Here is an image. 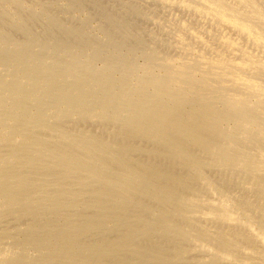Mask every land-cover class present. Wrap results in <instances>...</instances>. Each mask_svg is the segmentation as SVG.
I'll return each mask as SVG.
<instances>
[{
  "label": "bare ground",
  "instance_id": "bare-ground-1",
  "mask_svg": "<svg viewBox=\"0 0 264 264\" xmlns=\"http://www.w3.org/2000/svg\"><path fill=\"white\" fill-rule=\"evenodd\" d=\"M90 1L0 0V264H264V0Z\"/></svg>",
  "mask_w": 264,
  "mask_h": 264
},
{
  "label": "rangeland",
  "instance_id": "rangeland-1",
  "mask_svg": "<svg viewBox=\"0 0 264 264\" xmlns=\"http://www.w3.org/2000/svg\"><path fill=\"white\" fill-rule=\"evenodd\" d=\"M41 1V0H40ZM45 1V0H44ZM90 1V0H89ZM88 0H84V2H85V4H86V8H87V10L91 13V14H93L94 15V17H98V23L100 22H102L101 21V18H100V16H99V14H97V13H95V11H93V9L95 10V8L93 7V4L91 3V1L89 2ZM98 2H99V0H97ZM102 2H100V4L102 3V5H104V3H105V6H111V9H113L112 11H113V13L114 14H116V15H118V16H120L122 19H126V22L127 23H129L130 21H133V22H130V23H132L131 25V27L134 29V30H136V29H139V30H141L142 32H141V38L144 40V41H147L148 43H150V44H153L154 46H157V47H159V43L157 42V41H155L154 39H152V37H151V33L152 32H156L158 35V38L161 40V41H165V39L166 40H171V39H169L168 38V36L167 37H165L166 35L165 34H162L161 33V31H159L157 28H155V27H153L152 25V23H148V22H146V21H142L141 19H139V18H137L136 19V17H134L133 15H131L132 16V18L130 17V14H128V12L129 13H131L132 14V12H131V9H129L130 7H132V6H134L135 5V7H138V5H139V7L138 8H141L140 6H142V9H144L145 10V8L146 9H148V8H150V9H148V10H146L148 13H151L153 10V12L151 13V14H156V15H158V17H160L161 19H168V18H171L173 15L174 16H176L177 18H179L180 17V19H182V17H183V19L184 20H186V18L187 17H190L189 18V20H187V21H189V22H191L192 23V25L194 24L193 22H196L195 24H199V20H196V19H194L195 17L193 16L192 17V15L191 16H189L190 14H188V13H186V12H184L185 14L184 15H182L183 13L182 12H180V9H173V11H172V9H169V8H167V9H165V10H161V9H158V7L157 6H154V5H150V4H147V3H144L143 2V5L141 4V2L140 1H137V2H128V0L127 1H125V0H107L106 2H105V0H101ZM114 3H113V2ZM112 2V3H111ZM130 3V4H128V3ZM108 3V4H107ZM139 3V4H138ZM117 4V5H116ZM119 4V5H118ZM138 4V5H137ZM90 5V6H89ZM121 5V6H120ZM146 7H145V6ZM148 6V7H147ZM89 7V8H88ZM124 7L126 8V9H128V10H130V11H128V10H126V9H124ZM144 7V8H143ZM124 9V11H123V9ZM155 8V9H154ZM122 11H121V10ZM116 10H118L117 12H116ZM120 10V11H119ZM151 12H150V11ZM157 10H159V11H157ZM171 12H170V11ZM179 10V11H178ZM162 11V12H161ZM175 11V12H174ZM182 11V10H181ZM123 12V13H122ZM127 12V13H126ZM158 12V13H157ZM178 12V13H177ZM124 13H126V14H124ZM165 13L167 14V15H165ZM170 13V14H169ZM173 13H175V14H173ZM119 14H121V15H119ZM124 14V15H123ZM180 14V15H179ZM160 15V16H159ZM170 15V16H169ZM123 16V17H122ZM124 16H127V17H125L124 18ZM192 17V18H191ZM129 18V19H128ZM134 18V19H133ZM96 19V18H95ZM188 19V18H187ZM191 19V20H190ZM194 19V20H193ZM136 20V21H135ZM135 21V22H134ZM193 21V22H192ZM140 22V23H139ZM130 23H129V25H130ZM136 25H134V24ZM138 23V24H137ZM139 25V27H137ZM142 25V26H141ZM197 25H193L194 26V28H198L197 27ZM134 26V27H133ZM136 27V28H135ZM140 27H141V29H140ZM208 27V29L210 30V31H212V32H216V29H214L212 26H209L208 24H207V26H206V28ZM153 28H155L154 30H156V31H154L153 30ZM152 29V30H151ZM226 29H228V30H226ZM225 30H226V32H228V34H229V36L231 37V38H233V39H236L238 36L237 35H234L236 32H234L233 30V32L231 31V29H229V28H226ZM151 30V31H150ZM150 31V32H149ZM149 32V33H148ZM159 32H160V34H159ZM233 33V34H232ZM162 34V35H161ZM160 35H161V37H160ZM205 36H207V35H205ZM145 37V38H144ZM151 39H150V38ZM149 38V39H148ZM161 38H163V40L161 39ZM157 44H156V43ZM218 46V45H217ZM219 47V46H218ZM162 49V48H161ZM155 55L156 56H163L164 55V53L162 52V51H157L156 53H155ZM134 61H135V63L139 66V67H143L145 64H146V58H145V54H144V52L143 51H138V52H136L135 53V55H134ZM91 128H93V127H88L87 129L88 130H90V131H92L91 130ZM93 130H94V128H93ZM141 160H142V162L143 163H146V162H148V159L147 158H144V157H142L141 158ZM160 163H162V164H160ZM160 163H158L157 164V167L159 168L160 166V168H164V166H165V168H166V163H164V162H160ZM217 175L218 176H220L221 174L220 173H217ZM221 178L223 177L222 175L220 176ZM24 222V223H23ZM22 222V224L20 223V225L18 226V227H16V225H15V222H14V220L12 219V218H10V219H7L5 222H4V224H3V227L4 228H2V229H5V230H10L11 232H14L15 233V235L16 234H18V233H23V232H25L29 227H30V225H31V223H28V222H26V221H23ZM13 223H14V227H12L13 226ZM25 224V225H24ZM8 225V226H7ZM11 226V227H10ZM25 230V231H24ZM17 231H19V232H17ZM1 232V231H0Z\"/></svg>",
  "mask_w": 264,
  "mask_h": 264
}]
</instances>
